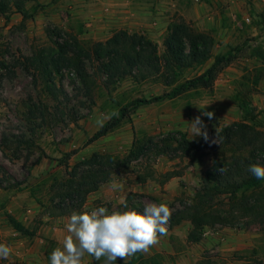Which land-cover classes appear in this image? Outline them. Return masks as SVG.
<instances>
[{
    "label": "rangeland",
    "instance_id": "374dc122",
    "mask_svg": "<svg viewBox=\"0 0 264 264\" xmlns=\"http://www.w3.org/2000/svg\"><path fill=\"white\" fill-rule=\"evenodd\" d=\"M15 1L7 0L8 22L0 14V57H5L15 68L14 76L0 79V168L12 174L10 184L19 182L22 189L9 188L8 182L4 186L9 189H0V243H7L14 250L0 264H48L45 239L54 240L60 246L68 217L46 213L32 189L51 176H66V168L60 166L64 153L77 151L69 160L71 167L93 153L125 156L131 148L134 130L140 129L151 135L178 130L192 139L186 122L197 116H201L207 132L219 131L242 119L234 95L240 82L247 78L252 82L259 80L258 86L251 87V95L258 114L256 125L264 130V0H29L26 9L32 13L37 6L38 11L26 22L17 12ZM180 18L199 31L213 32L215 54L240 46L236 59L219 74L212 91H204L190 101L181 98L141 108L132 115L131 123H124L90 144L88 140L100 129L96 125L99 114L107 115L116 105L134 98L161 94L164 88L131 80L110 86L100 81L91 101L73 72L66 71L51 94L43 83H35L32 75L16 65L41 48L62 42L68 34L77 35L80 40L105 41L117 30L144 33L163 52L168 28ZM60 33L64 39L59 37ZM212 63L213 60L200 70L188 72L186 77L199 75ZM34 103H44L49 113L46 119L38 113L34 123L29 124L26 114ZM204 111L213 112L214 117L209 120L202 115ZM4 136L10 141L7 146L1 144ZM21 139L32 144L19 145ZM216 143V137L210 134L207 156L199 163L191 164L187 158H158L153 167L159 175L172 170L183 172L182 177L173 178L163 186L151 180L141 184L135 172L116 175L112 180L120 177L126 180L124 191L111 192L109 182L101 187L103 197L95 198L91 194L84 209L103 206L109 212L127 210L119 205V197L139 194L132 198L128 209L143 213L148 203L167 202L173 212L183 201L194 197L204 172L212 165ZM37 196L47 202V187ZM6 214L37 230L36 237H24L14 231ZM167 227L168 234L161 236L159 244L149 253L143 254L146 258L159 255L161 264H264V223L248 228H207L199 243L188 242L190 222L184 221L175 228H170L168 223ZM86 259L88 264H104L103 258ZM115 264L125 262L118 258Z\"/></svg>",
    "mask_w": 264,
    "mask_h": 264
},
{
    "label": "trees",
    "instance_id": "16d2710c",
    "mask_svg": "<svg viewBox=\"0 0 264 264\" xmlns=\"http://www.w3.org/2000/svg\"><path fill=\"white\" fill-rule=\"evenodd\" d=\"M27 1L16 0L14 4L23 22L33 18L38 11L36 6L32 13L29 12L25 7ZM8 9L7 0H0V14L7 22L10 20ZM79 33H83V25ZM67 36L64 39L60 33L59 37L64 39L62 42L41 48L24 62H16L32 75L35 83H43L51 94H54L57 80L66 71L75 74L91 101L100 81L110 86L131 80L136 84L153 83L164 88L161 94L138 97L116 105L111 112L117 111L118 116L105 122L87 144L108 136L126 122L131 123L132 115L141 108L181 98L190 101L200 97L204 91H212L219 74L233 63L241 51L240 46H236L215 54L213 32L199 31L184 18L168 28L162 44L163 52H160L159 44L144 33L117 30L105 41L80 40L77 35L71 34ZM211 60L213 63L202 73L192 78L186 77L188 72L202 69ZM9 75H15V68L5 57H0V79ZM258 85V79L252 82L247 78L240 82L234 98L242 112V119L219 131H208V136L213 134L217 141L212 165L204 172L194 197L183 201L181 207L172 212L170 228L180 226L184 221L190 222V243L201 242L207 228H248L264 223V179H257L249 171L253 164L264 166V130L256 125L258 114L251 95V87ZM38 113L42 119H46L49 111L44 103L29 106L26 114L29 124L34 123ZM9 143L4 136L1 144L7 146ZM18 144L30 146L32 142L21 139ZM206 150L207 142L203 137L192 140L183 131L151 135L146 130H134L131 148L125 156L93 153L71 167L69 160L77 151L64 153L60 166L66 168V176L46 178L32 189V194L50 216L70 217L73 212L83 211L88 197L116 175L135 172L139 183L145 184L151 180L163 186L173 178L182 177L183 172L172 170L159 175L153 167L158 158H187L191 164H195L207 156ZM222 167L227 171L220 173L218 169ZM0 173V189H22L19 182L10 184L13 176L6 169L1 167ZM6 182L9 188L4 186ZM46 187L48 199L44 202L37 193L43 192ZM137 196L139 194L128 196L127 204ZM6 215L14 231L24 237H36L37 230L27 227L11 214ZM45 243L46 259L50 264L51 252L58 245L51 239H45ZM159 258V255L146 258L138 253L131 257L128 264H161Z\"/></svg>",
    "mask_w": 264,
    "mask_h": 264
},
{
    "label": "clouds",
    "instance_id": "9594fccd",
    "mask_svg": "<svg viewBox=\"0 0 264 264\" xmlns=\"http://www.w3.org/2000/svg\"><path fill=\"white\" fill-rule=\"evenodd\" d=\"M202 115L209 120L214 117L211 111H204ZM113 116H118V112L114 110L107 115L99 114L96 125L102 127ZM186 123L190 126L188 131L192 139L202 136L208 141L207 127L201 116ZM218 171L224 173L227 170L222 167ZM249 171L257 179H264V166L253 164ZM125 184L126 180L120 177L110 181L108 187L111 192H123ZM118 202L127 210L109 212L106 207L101 206L91 210L85 208L79 213L73 212L65 223V234L60 246L51 252L50 264H88L87 257L95 260L103 258L104 264H115L119 258L127 264L129 258L138 253H149L151 248L159 244L160 237L168 234L167 225L172 209L167 202L148 203L143 213L128 209L124 195L119 197ZM13 251L9 244L0 243V260L9 259Z\"/></svg>",
    "mask_w": 264,
    "mask_h": 264
},
{
    "label": "crops",
    "instance_id": "0c3cea01",
    "mask_svg": "<svg viewBox=\"0 0 264 264\" xmlns=\"http://www.w3.org/2000/svg\"><path fill=\"white\" fill-rule=\"evenodd\" d=\"M101 189L102 188H100V190H98L97 192L93 193L95 195L94 196L95 198H97V197H103L104 194H103V192H101Z\"/></svg>",
    "mask_w": 264,
    "mask_h": 264
}]
</instances>
